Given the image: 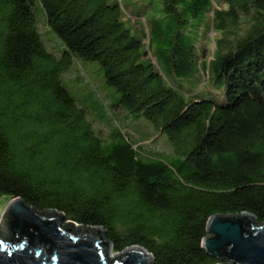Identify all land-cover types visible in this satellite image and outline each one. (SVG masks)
Returning a JSON list of instances; mask_svg holds the SVG:
<instances>
[{
    "label": "trees",
    "instance_id": "trees-1",
    "mask_svg": "<svg viewBox=\"0 0 264 264\" xmlns=\"http://www.w3.org/2000/svg\"><path fill=\"white\" fill-rule=\"evenodd\" d=\"M180 1L162 0L174 19L154 17L135 34L119 0H0V194L103 226L113 252L139 244L155 264H217L202 246L211 215L264 221V0H194L185 9L196 21ZM37 4L59 54L41 37ZM205 12L211 27L199 44L192 29ZM155 41L174 75L195 79L202 57L211 90L189 97L169 84ZM76 58L97 60L119 94L115 108L150 120L171 150L120 125L97 130L63 81ZM214 86L224 99L210 95Z\"/></svg>",
    "mask_w": 264,
    "mask_h": 264
},
{
    "label": "water",
    "instance_id": "water-1",
    "mask_svg": "<svg viewBox=\"0 0 264 264\" xmlns=\"http://www.w3.org/2000/svg\"><path fill=\"white\" fill-rule=\"evenodd\" d=\"M202 246L217 264H264V221L249 211L213 214ZM101 225L65 220L60 211L38 210L24 198L10 200L0 217V264H155L144 246L112 253Z\"/></svg>",
    "mask_w": 264,
    "mask_h": 264
},
{
    "label": "rangeland",
    "instance_id": "rangeland-1",
    "mask_svg": "<svg viewBox=\"0 0 264 264\" xmlns=\"http://www.w3.org/2000/svg\"><path fill=\"white\" fill-rule=\"evenodd\" d=\"M194 0H181L179 3V10L184 17H190L196 21L197 17L193 15L191 9H185ZM122 7H124L125 14L127 15L128 24L132 27L135 34H140V29L145 26L146 30L151 25L152 18H163L165 21L173 20L175 15L164 16L162 0H119ZM212 3L217 6V2L212 0ZM37 22L38 29L46 47L56 52L60 50L61 41L55 35V33L48 26L46 21V11L42 5L37 4ZM212 12H205L203 18V24L198 29H192L198 31L194 33L199 40V44L203 41V35L206 29L210 28V17ZM166 24V23H165ZM191 24H188V30L191 29ZM193 28V27H192ZM212 29V28H211ZM212 45L209 47V60L216 58L214 31L210 32ZM148 40L145 39L147 43ZM159 42L153 43L154 54L157 53L156 47ZM202 45V44H201ZM198 48V47H197ZM200 50L198 49V53ZM153 60L164 74L166 81L169 84L176 85L183 88L187 92V96L199 92L203 93L206 89H210L211 82H205L203 74L201 73V60L199 58L196 63L197 71L194 76L195 79H189L174 75L168 68L166 61L161 55H153ZM207 59V57H205ZM208 60V59H207ZM213 66L211 68V76L215 74V60L213 59ZM63 81L76 98L77 102L87 109L88 118L92 121L93 126L97 130H103L104 133L112 131L116 126H122L130 133H134L135 138L152 137L155 138V147L159 150H171L170 141L166 134H160L157 132L155 125L147 118L134 117L123 108H115V102L119 96L116 88L106 82L101 65L97 60H85L83 58L74 59L71 66L62 73ZM202 80L199 82V80ZM211 90V89H210ZM211 96H215L218 99L225 98V87L214 86L213 91L210 92ZM12 198H8L7 195L0 194V217ZM112 253H116L113 252Z\"/></svg>",
    "mask_w": 264,
    "mask_h": 264
}]
</instances>
